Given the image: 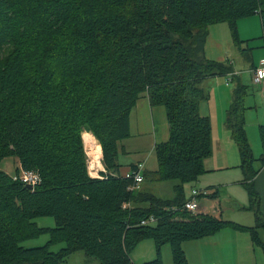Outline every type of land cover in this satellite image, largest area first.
<instances>
[{
    "label": "trees",
    "instance_id": "obj_1",
    "mask_svg": "<svg viewBox=\"0 0 264 264\" xmlns=\"http://www.w3.org/2000/svg\"><path fill=\"white\" fill-rule=\"evenodd\" d=\"M255 15L264 37V0H0V159L14 157L40 179L28 190L0 170V264H65L77 252L87 264H132L130 254L145 240L153 241L155 258L143 264H163L165 245L173 264H186L184 243L226 228L248 233L264 258V217L253 186L264 166V125L256 158L245 130L247 87L237 79L224 124L254 226L183 209L193 191L204 192L186 194L185 187L205 172L212 153L209 118L200 112L208 97L202 84L234 74L204 57L209 28L226 24L240 48L237 22ZM142 96L166 113L168 140L155 146L158 167L150 176L177 182L170 200L130 192L132 181L119 174L130 113ZM83 132L102 152L101 180L88 177ZM147 174L143 168V181ZM150 217L154 224L140 226ZM38 218L54 226L40 228ZM45 233L43 246H22ZM56 244L63 247L51 251Z\"/></svg>",
    "mask_w": 264,
    "mask_h": 264
},
{
    "label": "rangeland",
    "instance_id": "obj_2",
    "mask_svg": "<svg viewBox=\"0 0 264 264\" xmlns=\"http://www.w3.org/2000/svg\"><path fill=\"white\" fill-rule=\"evenodd\" d=\"M257 16V15H255ZM255 18V22L252 21ZM213 27V33L216 34L217 39L224 43L226 47V57L228 58L229 64H231L235 74H237L238 78L240 79L241 84L247 87V96L245 99V130L246 136L252 148V152L254 156L257 158L259 156L258 146L261 151L260 145V138L258 127L260 125H264V84L256 86L251 81V76L249 70L252 67L250 63V58L253 55L256 56H263L264 57V37H262L261 31V24L259 19L256 17H249L247 19H242L237 22V31H238V38L242 42L240 48H235L232 43L228 26L226 24H220ZM223 28V29H222ZM229 48V51L228 49ZM254 68V67H253ZM252 68V69H253ZM251 69V70H252ZM228 81V77H216L214 79H210L205 81L202 84V88L207 93L208 97L205 101V104H209L210 111L212 113V118L209 119L210 123V138H211V149L212 153L211 156L207 158L209 163L206 160L203 163L204 173H202L198 179L191 185L185 187V193L189 194L191 189H206L210 186L217 187L218 192L216 196V204L210 202L209 205L215 204L216 207L221 208L223 210L224 216L223 220L231 221V223L236 224L241 223L244 227H252L254 226V218H252L253 213L247 207L249 201L247 200V193L243 187L237 184L236 182L229 185V186H219L223 183L224 174L218 166H213L208 169L206 166L210 163H214L219 160V157L224 156L226 154L227 157H231L232 153L227 148L225 152L222 154V151H218V148L215 145V140L218 137V125L219 119L222 120V117H225V107H227L228 102L231 98V92L234 87V81ZM226 83L228 85L226 86ZM224 115V116H223ZM94 137L90 133L83 132L81 135V142L83 147V152L85 155V163H91L93 167H99V158L101 155L100 150L98 149L97 145L94 142ZM87 140V141H86ZM130 142V141H128ZM214 144H213V143ZM94 143V144H93ZM98 143V142H97ZM125 144L124 142L122 143ZM86 145V147H85ZM129 145V144H128ZM127 145V146H128ZM131 148V145L128 146ZM146 151V150H145ZM92 153L97 154V161L96 163L92 162V157L90 156ZM141 152H126V154L119 153L117 158V163L123 169V174L127 171L129 165L136 164V163H143L144 162V169L148 173L145 176L143 183L139 186V191L149 192L154 195L156 198L162 200H170L174 197V186L177 184L176 181H166V182H158L154 181L150 176L153 171H155L158 167L156 161L155 151L150 150L145 152V154ZM222 154V155H221ZM102 157V156H101ZM212 158V159H210ZM102 164V162H101ZM102 166H104L102 164ZM19 169L20 174L21 169L19 162L14 157H3L0 159V170L11 176L14 177V170ZM236 170V169H234ZM233 170V171H234ZM237 171V170H236ZM105 172L107 173L106 169ZM128 172V171H127ZM126 172V173H127ZM238 172V171H237ZM234 172L229 173L232 176ZM106 175V174H102ZM242 176V174H241ZM237 176L230 178V181H236ZM193 187V188H192ZM212 201V198H208ZM207 199V200H208ZM204 198L199 199V203H202ZM238 201L242 203V205H246L245 209L238 210V213L234 211V207H238L235 205V202ZM248 201V202H247ZM197 202V204H198ZM198 209V207H197ZM213 208L208 210V213H212ZM197 212V210H196ZM235 214V215H231ZM229 219V220H228ZM236 219V220H231ZM35 223L40 228H52L54 226V222L51 218H38L35 220ZM249 225V226H248ZM261 233V232H260ZM248 234V233H247ZM261 237L264 239V233H261ZM49 240L48 234H42L38 238L34 240H30L24 242L22 244L23 247H38L43 246ZM63 247L62 244H56L51 247V251L57 252L59 249ZM164 251V255L162 254ZM231 249L228 248L226 256L228 258L231 255ZM155 258V246L152 240H145L138 244V246L134 249V251L130 254V259L132 264H143L145 262L152 261ZM161 259L163 264H173L170 247L169 245H165L161 249ZM228 264H236L231 259H228ZM65 264H87V259L83 253L77 252L65 259Z\"/></svg>",
    "mask_w": 264,
    "mask_h": 264
},
{
    "label": "crops",
    "instance_id": "obj_3",
    "mask_svg": "<svg viewBox=\"0 0 264 264\" xmlns=\"http://www.w3.org/2000/svg\"><path fill=\"white\" fill-rule=\"evenodd\" d=\"M254 17L259 19L260 22L259 16H254ZM252 21L255 22V18ZM213 27L217 28L216 25H213L209 28V36L206 41V45L204 49V57L208 61L224 63L231 66V64H229L228 58L226 57V52H227L226 47L223 42L217 39L216 34L213 33L212 30ZM227 49L229 51V48ZM261 59H264V57L256 56V55L251 56L250 58V63L252 64L251 69L253 67L254 68L257 67L258 62ZM251 69L249 70L250 76H251ZM233 73H235L234 70ZM235 75L236 76L231 78V80L234 81V85L236 79L240 82V79L238 78L237 74ZM229 103L230 101L228 102V105ZM228 105L227 107H225L224 109L225 111L227 110ZM200 112L202 116H206L209 119L212 118V113L210 111L209 104L206 105L205 102H203L200 105ZM224 120L225 117H222V120L219 119L220 122L218 125L219 132L217 133L218 137L215 140V145L218 148V151L220 152L222 151V154L228 148L232 153V156L227 157L226 154H224V156L219 157L220 159L217 160L216 162L208 164L206 168L209 169L211 165L213 166L219 165V168H221L220 170L224 174H226L223 176L224 181L222 184L219 185L220 187L229 186L235 182L237 184L239 183V185L242 187L241 181L243 177L241 176L242 173L238 168L240 163L238 151L234 141L231 138L230 132L225 127ZM129 129H130V137L123 141L125 143L124 145L122 144L126 152L143 151V153L145 154V152L153 150L157 144L164 143L168 140V124H167L166 113L164 108L161 106H151L146 96L140 97L130 113ZM128 144L131 145V148H128L129 146ZM258 149H259L258 154L260 155L261 151L259 146ZM209 161L211 160L206 159L207 163H209ZM136 164H140V163H136ZM142 164L144 168L145 167L144 162ZM132 165L128 166L127 171H129V168ZM253 166L254 169L259 168L258 163H255ZM234 169H236L238 172ZM231 172H234L232 176L229 175V173ZM119 174L121 176L124 175L122 168L119 169ZM235 175L237 176V179H235L236 181H230V178L235 177ZM253 186L255 192L258 194L259 197V211L261 215L264 217V166L259 169L256 177L254 178ZM199 190L206 192V194L203 196L204 201L202 203L198 202V209L196 214L211 216L213 218L223 220V216H224L223 210L221 208L216 207L215 205L217 203L216 202L217 194L214 197L210 196L215 191L218 192V188L210 186L206 189H199ZM208 198H212V201L209 200ZM247 200H248V196H247ZM210 202L215 204H212V206H210L209 205ZM235 205L238 206V207H234V211H236L235 214L238 213V210L245 209L247 207L246 205H242L241 202L238 203V201L235 202ZM207 208L208 210H211V208H213L212 210L214 211H212V213H208ZM235 214H231V215H235ZM252 218L254 217L252 216ZM231 220H236V219H231ZM227 222H231V221H227ZM236 224L242 226L241 223L237 222ZM228 248L231 249V253H232L229 258L228 256H226ZM182 249L186 259V264H228L229 262L228 259L231 258L232 261L236 264H264V258L262 253L260 252V250L254 249L252 247L249 235L246 232L237 231L231 228H226L214 236L199 241L186 242L182 245ZM162 254L164 255V251Z\"/></svg>",
    "mask_w": 264,
    "mask_h": 264
},
{
    "label": "built area",
    "instance_id": "obj_4",
    "mask_svg": "<svg viewBox=\"0 0 264 264\" xmlns=\"http://www.w3.org/2000/svg\"><path fill=\"white\" fill-rule=\"evenodd\" d=\"M235 75V73L233 75L228 76V81H230V79ZM251 79H252V83L256 86L262 85L264 82V59H261L258 62L257 67L253 68L251 70ZM226 85H228V83H226ZM102 156V152L99 158V168L93 167L91 165V163H88V165L86 164V168H87V173H88V177L91 179H103L105 177V175L102 174H106L105 172V168L104 166H102L103 162V158ZM102 162V164H101ZM142 171H143V164H138L136 166V168L134 170H129L127 173H125L123 175V177H125L126 179H130L132 181V185L129 187V191L133 192L136 189L139 188V186L143 183V175H142ZM21 174L19 172L18 177H13V180L18 179L23 185L25 186H30L32 189L33 187L37 186L40 182L39 176L36 172L34 171H22L21 170ZM205 195V192L200 193L197 191H193L192 192V198L189 202H187L184 206L183 209L186 210L187 212H190L191 214H196V210L198 207L197 204V197L200 195ZM130 205L129 204H124L122 206L123 209H127L129 208ZM156 222V220L153 217L148 218L147 220H143L140 223V226H147V225H151L154 224Z\"/></svg>",
    "mask_w": 264,
    "mask_h": 264
},
{
    "label": "bare ground",
    "instance_id": "obj_5",
    "mask_svg": "<svg viewBox=\"0 0 264 264\" xmlns=\"http://www.w3.org/2000/svg\"><path fill=\"white\" fill-rule=\"evenodd\" d=\"M90 156L92 157L91 161L94 162V163H96V161H97V159H98L97 154H96V153H92ZM95 167H96V166H95ZM98 168H99V167H98Z\"/></svg>",
    "mask_w": 264,
    "mask_h": 264
},
{
    "label": "water",
    "instance_id": "obj_6",
    "mask_svg": "<svg viewBox=\"0 0 264 264\" xmlns=\"http://www.w3.org/2000/svg\"><path fill=\"white\" fill-rule=\"evenodd\" d=\"M26 188H27L28 190H31V189H32L30 186H26Z\"/></svg>",
    "mask_w": 264,
    "mask_h": 264
}]
</instances>
